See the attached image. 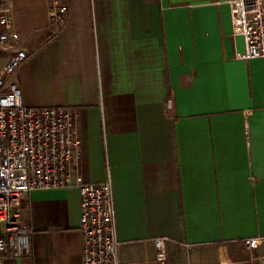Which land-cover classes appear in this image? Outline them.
I'll return each instance as SVG.
<instances>
[{
	"label": "crops",
	"instance_id": "crops-1",
	"mask_svg": "<svg viewBox=\"0 0 264 264\" xmlns=\"http://www.w3.org/2000/svg\"><path fill=\"white\" fill-rule=\"evenodd\" d=\"M11 1L24 103L76 115L71 172L111 178L120 264H264L242 258L264 243V58H237L230 0H62L60 25L47 0ZM80 204L77 188L25 195L30 251L4 264H83Z\"/></svg>",
	"mask_w": 264,
	"mask_h": 264
},
{
	"label": "built area",
	"instance_id": "built-area-1",
	"mask_svg": "<svg viewBox=\"0 0 264 264\" xmlns=\"http://www.w3.org/2000/svg\"><path fill=\"white\" fill-rule=\"evenodd\" d=\"M51 23L62 24L69 8L47 0ZM233 35H241L243 60L264 58V0H230ZM12 1L0 0V264L30 251L32 229L22 221V199L36 189L77 188L81 197L80 230L83 264H120L111 178L98 183L74 179L71 161L80 145L76 115L67 107L25 105L14 76L28 59L11 20ZM171 108V103L169 104ZM167 237L154 239L157 259H166ZM263 239H246L257 249Z\"/></svg>",
	"mask_w": 264,
	"mask_h": 264
},
{
	"label": "rangeland",
	"instance_id": "rangeland-1",
	"mask_svg": "<svg viewBox=\"0 0 264 264\" xmlns=\"http://www.w3.org/2000/svg\"><path fill=\"white\" fill-rule=\"evenodd\" d=\"M8 56L9 55H7V54H5L4 55V59L5 58H8ZM245 247V246H244ZM246 248V247H245ZM246 250V253H244V255H242V258L244 259L247 255L249 256V255H251V257H254L255 255H257V254H262L261 256H262V258L263 259H261V261H264V243H261L260 244V246L257 248V249H255V250H249V249H245ZM255 263H256V261H255Z\"/></svg>",
	"mask_w": 264,
	"mask_h": 264
}]
</instances>
